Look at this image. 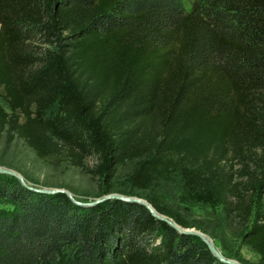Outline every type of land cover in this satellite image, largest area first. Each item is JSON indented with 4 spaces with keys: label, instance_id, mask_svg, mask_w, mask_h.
Returning a JSON list of instances; mask_svg holds the SVG:
<instances>
[{
    "label": "trees",
    "instance_id": "trees-1",
    "mask_svg": "<svg viewBox=\"0 0 264 264\" xmlns=\"http://www.w3.org/2000/svg\"><path fill=\"white\" fill-rule=\"evenodd\" d=\"M0 96V139L95 158L102 195L129 163L141 191L179 175L186 201L249 225L264 262V0H0ZM68 246L75 264H225L143 205L85 208L0 174V264Z\"/></svg>",
    "mask_w": 264,
    "mask_h": 264
},
{
    "label": "rangeland",
    "instance_id": "rangeland-1",
    "mask_svg": "<svg viewBox=\"0 0 264 264\" xmlns=\"http://www.w3.org/2000/svg\"><path fill=\"white\" fill-rule=\"evenodd\" d=\"M183 2L189 9L191 0ZM0 105L6 107L1 96ZM86 165L87 170H82L68 163L43 161L23 140L17 138L8 144L5 138L0 139V168L15 172L35 188L65 190L83 203L105 196L100 190L101 178L94 174L97 160L90 158ZM135 166V163H129L122 168L110 194L156 202L164 209L177 214L189 229L206 235L226 258L239 264H264L261 257L243 242L249 229L248 224L242 223L234 216L226 215L221 208L213 209L208 205L186 201L184 183L179 175L171 181L158 182L149 190H137L129 179ZM76 255L77 247L68 246L60 253L58 264H75Z\"/></svg>",
    "mask_w": 264,
    "mask_h": 264
},
{
    "label": "water",
    "instance_id": "water-1",
    "mask_svg": "<svg viewBox=\"0 0 264 264\" xmlns=\"http://www.w3.org/2000/svg\"><path fill=\"white\" fill-rule=\"evenodd\" d=\"M0 174L2 175H8V176H12L14 178H16L22 186H24L25 188L31 190V191H35L38 193H43V194H65L67 195V197L77 206H81V207H94L100 203H103L105 201L108 200H121V201H126V202H133V203H138L140 205H143L145 208L148 209V211L158 220L161 221H165L167 222L170 226H172L174 229H176L178 232L182 233V234H187V235H193L198 237L199 239H201L210 249V251L212 252V254L222 263L225 264H239L237 261L235 260H231L226 258L225 256H223L218 249L215 247V245L213 244V242L204 234L197 232L195 230L189 229V228H183L179 225H177L172 219H170L169 217L162 215L160 213H158L155 208L147 201H145L144 199L138 198V197H132V196H125V195H121V194H108L105 195L101 198L96 199L95 201L92 202H87V203H83L80 201H77L76 199L73 198V196L71 194H69L67 191L65 190H61V189H39V188H35L31 185H29L21 176H19L18 174H16L15 172L8 170V169H4V168H0Z\"/></svg>",
    "mask_w": 264,
    "mask_h": 264
}]
</instances>
